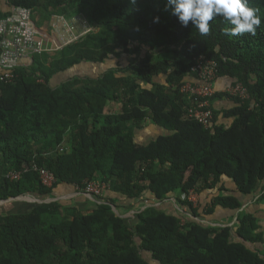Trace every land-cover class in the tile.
<instances>
[{"label":"trees","instance_id":"16d2710c","mask_svg":"<svg viewBox=\"0 0 264 264\" xmlns=\"http://www.w3.org/2000/svg\"><path fill=\"white\" fill-rule=\"evenodd\" d=\"M0 1V18L22 6L41 15L39 26L54 14L81 13L95 27L52 56L35 55L12 82L0 81V264H149L139 248L157 264H264V233L251 207L264 206V0H248L262 18L255 36L226 35L232 25L222 17L202 36L191 22L180 24L167 0ZM118 53L134 58L51 86L61 72ZM200 58L217 64L218 79L248 92H216L208 127L188 117L194 101L182 91L196 81L191 68ZM214 100L229 106L215 108ZM109 102L117 112L105 111ZM144 121L166 133L137 143L134 131ZM32 164L51 171L56 183L45 187L32 170L19 180L6 176ZM96 178L111 193L101 201L131 205L152 194L159 204L127 226L106 202L87 212L44 199ZM192 190L209 191L210 206H194ZM22 194L40 202L17 211ZM171 194L184 195L178 201L194 218L219 205L236 221L211 226L190 219L167 204Z\"/></svg>","mask_w":264,"mask_h":264},{"label":"built area","instance_id":"2783aa9c","mask_svg":"<svg viewBox=\"0 0 264 264\" xmlns=\"http://www.w3.org/2000/svg\"><path fill=\"white\" fill-rule=\"evenodd\" d=\"M83 22V28L76 31L74 24L68 18L62 14H54L49 24L39 26L35 13L30 8L12 6L9 14L0 18V81L12 82L17 76L15 70L29 66L35 55L60 50L95 29L86 18ZM48 28L51 30L50 33ZM54 32L60 33V40H52L51 36ZM191 70L197 75L196 81L187 82L182 86V91L194 101L188 110V117L208 127L213 117L210 98L217 92L215 83L218 80V67L214 61L200 58ZM224 92L241 98L248 97L246 88L240 83L230 85ZM29 170L38 174L45 187L51 188L57 181L51 171L36 164L21 171H9L6 176L10 180H19L23 173ZM75 189L87 196H100L109 188L106 183L93 179L86 182L83 189L80 190L78 187ZM192 195L193 192L190 191L188 198L191 201H193Z\"/></svg>","mask_w":264,"mask_h":264},{"label":"rangeland","instance_id":"374dc122","mask_svg":"<svg viewBox=\"0 0 264 264\" xmlns=\"http://www.w3.org/2000/svg\"><path fill=\"white\" fill-rule=\"evenodd\" d=\"M2 7H3V5L0 1V8H2ZM35 17H36V20L37 19L39 20V18H41V15L36 14V12H35ZM69 20L74 24L76 31H80L81 28H83V23H84L83 21H85V16L81 13H79V14L77 13L72 18H69ZM47 24H49V22H47ZM50 31L51 30L48 28L49 33H50ZM61 35L64 36V34H61ZM51 38H52V40H60V38H61L60 33L54 32V35L52 34ZM56 51H58V50H56ZM56 51L49 53V55H51V56L54 55ZM136 55L139 56V53ZM132 57L134 58V56H132ZM132 57L124 56L123 54L118 53L115 55H111L103 63H95V64H93V63H81L79 65L72 67L71 69H69L65 72H61V73L53 76L51 79V86H57L58 84H60L64 80L71 78L73 76L96 77L97 75L101 74L102 72H104L108 68L125 66L128 59L132 58ZM29 64H32V63H29ZM155 79L157 80L159 78H155ZM118 109H119V105H117L116 103H113V102H109L105 107V111L107 113H110V112L115 113L118 111ZM148 124H149L148 121H144L141 129L143 130L144 127H146ZM66 146H67V144L63 143L61 145L62 149H59V151L60 152L64 151V148H67ZM95 180H98V182H100V180L98 178H96ZM63 194L65 196H63ZM71 194H73V197L69 196ZM74 194L75 195L76 194L82 195L84 197L80 198V200H77V199H75L76 197H74ZM110 194L111 193H109V189H108V190L104 191L101 194V196L107 200V198L109 196H111ZM170 196L173 199V201L171 200L172 201L171 204L170 203H167V204L172 205V207L174 206V204L178 205V207H179L180 206V203L178 201L179 198L180 199L185 198L184 195H182V194H180V195L174 194V195H170ZM114 198H115V200H114L115 202L110 201V203H109L108 201L99 200L98 196H87L81 192H78L75 188L73 189L72 187H70V188H64L60 192V194H58L57 196H51V197H47L44 199L47 201H57L63 206H76V207H79L81 210L87 211V212L93 210L96 207L97 203L106 202L110 205L111 210L115 213L116 216L124 219V223L127 226H130V223H131L132 219H134L135 214L141 212L144 208L154 204V201H148L147 199L139 198V199L133 200L132 201L133 203L131 205H128L125 202H123L122 200H119L116 197H114ZM15 200L20 202V204L16 205V207H15V210H17V211H26L27 209H29L33 205L40 202L39 199H35L32 196H29L27 194H22L21 196L17 197ZM155 202H157V204H159L158 200ZM1 204H3V202H0V205ZM231 219H232V217H230V220ZM135 241L137 244H140L139 239L135 238ZM139 252L142 253V255L144 256V258H146V260L148 261L149 264H157L156 262H154L151 259V256L147 252H144L141 248H139ZM10 256L12 259L16 258L14 254H11ZM41 263L42 262H40L38 264H41Z\"/></svg>","mask_w":264,"mask_h":264},{"label":"clouds","instance_id":"9594fccd","mask_svg":"<svg viewBox=\"0 0 264 264\" xmlns=\"http://www.w3.org/2000/svg\"><path fill=\"white\" fill-rule=\"evenodd\" d=\"M167 3L182 26L187 27L191 22L202 36L210 32L214 17H222L232 25L225 29L229 36L244 33L255 36L262 23L258 9L249 7L248 0H167Z\"/></svg>","mask_w":264,"mask_h":264},{"label":"crops","instance_id":"0c3cea01","mask_svg":"<svg viewBox=\"0 0 264 264\" xmlns=\"http://www.w3.org/2000/svg\"><path fill=\"white\" fill-rule=\"evenodd\" d=\"M47 23L45 22L43 24V26H46ZM230 86V82L226 79H218L215 83V90L217 92H224L227 87ZM214 107L215 108H219L221 105L223 106H229V102L226 100H214L213 102ZM138 130V131H137ZM134 131V140L137 143L140 144H147L149 141H151L152 139H154L157 135L162 134V133H166L163 129H161L160 127H158L155 124L149 123L146 127H144V129L140 130L137 129ZM227 187L230 186V183L227 181L226 182ZM66 188V187H65ZM64 189V187H60V189L56 190V192L58 194H60V192ZM193 192V196H192V202L194 204V206H198L201 209L206 205V207L210 206L211 201L210 199L212 198V196H207V192L209 191H202L200 193H197L195 190H192ZM213 193H217L216 188L212 190ZM64 193V192H63ZM174 195V194H171ZM63 196H65L63 194ZM73 197V194L69 195ZM74 197H76L75 199L80 200V198L84 197L82 195H75ZM143 199H147L148 201H154V204L157 205V201L155 199V197L152 194H146ZM76 200V201H77ZM170 200L173 201V199L170 196ZM251 201H248L247 204L244 205L247 206L249 204H251ZM174 206L178 209H180V211L184 212V215L189 217L190 219H194V220H198L202 223H205L207 225H211V226H232L234 225L235 221H236V216L234 214H231L230 212L225 211L221 206L217 205L214 207V211L211 214L208 215H204L203 218L199 219V218H194L192 217L189 213H187L185 211V209H183V207L180 205L178 207V205L174 204ZM205 207V208H206ZM252 210H258V213H256L258 220V224H259V230L263 231L264 233V210H262L264 208L263 205H258L256 206L255 204L251 206ZM230 217H232V219L230 220ZM228 219V220H227Z\"/></svg>","mask_w":264,"mask_h":264}]
</instances>
